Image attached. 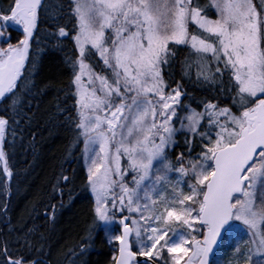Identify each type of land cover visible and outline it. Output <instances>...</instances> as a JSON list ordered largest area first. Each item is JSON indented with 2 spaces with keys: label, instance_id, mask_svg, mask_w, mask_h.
Masks as SVG:
<instances>
[{
  "label": "snow or ice",
  "instance_id": "6c2138e0",
  "mask_svg": "<svg viewBox=\"0 0 264 264\" xmlns=\"http://www.w3.org/2000/svg\"><path fill=\"white\" fill-rule=\"evenodd\" d=\"M52 7L9 0L0 8V98L9 101L0 110L7 113L0 115V194L11 192L5 143L23 138L21 105L38 71L30 47L44 16L56 29L48 33L52 47L72 46L64 55L71 103H58L56 115L67 113L71 147L83 145L82 188L90 195L82 237L89 243L59 256L82 264L103 230L109 264H224L228 249L229 264H264V0H66ZM15 27L22 35L12 43ZM189 84L208 94L197 97ZM71 180L61 169L52 183L61 197L45 211L53 220L63 197L71 204L78 195L65 187ZM7 211L5 200L0 215ZM28 233L17 237L15 252L4 242L0 264H51L32 256L44 245Z\"/></svg>",
  "mask_w": 264,
  "mask_h": 264
},
{
  "label": "trees",
  "instance_id": "16d2710c",
  "mask_svg": "<svg viewBox=\"0 0 264 264\" xmlns=\"http://www.w3.org/2000/svg\"><path fill=\"white\" fill-rule=\"evenodd\" d=\"M8 2L9 0H0V8L6 7ZM46 2L53 5L51 11L55 12V4L64 3L66 0ZM45 19L44 16L41 17L30 47V55L38 58V71L35 74L36 87L31 97H24L21 105L24 113L21 120L23 138L21 140L18 133L15 145L5 143V151L14 175L10 180V195L0 194V210L3 209V202H8L7 214L0 215V247L7 241L10 249L15 252L20 247L17 237L33 229L28 233L29 239L36 247L43 244L44 251L37 252L33 249L32 256L50 261L51 264H67L59 256L60 252L66 251L73 244L89 243L86 239L82 240V237L86 236V226L91 223L90 195L82 188L86 178L81 156L82 146L80 144L78 147H71L74 134L64 120L67 113L56 115L58 103L61 107L71 103L64 99L71 77L70 68L64 63V55L71 53L72 46L65 41L66 47L63 51L54 49L52 45L55 37L48 36V33L56 29L51 26V21L45 22ZM9 31L11 42L16 43L22 32L16 28ZM194 71L193 69V73ZM175 78L180 79L179 68ZM188 91L194 92L197 97L208 94L192 84L188 85ZM29 100L30 107L26 106ZM8 103V100L1 99L0 110ZM0 115L7 113L0 111ZM28 117H31L30 122ZM177 140L181 142V147L176 148V152H179L183 136H177ZM61 169L64 175L72 178L71 184L65 187H72L78 195L71 204L67 203L68 198L65 195V206L58 207L53 220L45 215V211L51 214L50 206L58 205L61 200L59 195L53 196L51 192L52 183ZM5 179L0 168V183ZM46 205L49 206L47 209ZM110 259V245L103 231L97 230L90 247L80 260L82 264H109Z\"/></svg>",
  "mask_w": 264,
  "mask_h": 264
},
{
  "label": "rangeland",
  "instance_id": "374dc122",
  "mask_svg": "<svg viewBox=\"0 0 264 264\" xmlns=\"http://www.w3.org/2000/svg\"><path fill=\"white\" fill-rule=\"evenodd\" d=\"M254 2H259V0H254ZM0 46H5V45H3V43H0ZM96 70L99 71L100 69L97 68ZM81 146L83 147L82 143H81ZM83 164H84V161H83ZM231 251H232L231 249L226 250V253H225V256H224V264H229V260H230V256H231Z\"/></svg>",
  "mask_w": 264,
  "mask_h": 264
},
{
  "label": "water",
  "instance_id": "95a60500",
  "mask_svg": "<svg viewBox=\"0 0 264 264\" xmlns=\"http://www.w3.org/2000/svg\"><path fill=\"white\" fill-rule=\"evenodd\" d=\"M16 29H18V30H20V31H22L21 29H19L18 27H15ZM2 98H0V100H1Z\"/></svg>",
  "mask_w": 264,
  "mask_h": 264
}]
</instances>
